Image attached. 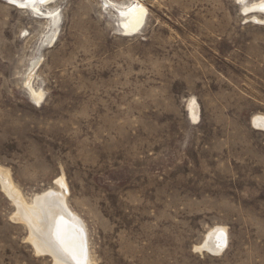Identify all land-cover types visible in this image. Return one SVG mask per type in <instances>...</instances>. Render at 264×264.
Wrapping results in <instances>:
<instances>
[{
  "label": "rangeland",
  "instance_id": "1",
  "mask_svg": "<svg viewBox=\"0 0 264 264\" xmlns=\"http://www.w3.org/2000/svg\"><path fill=\"white\" fill-rule=\"evenodd\" d=\"M133 1L53 0L55 24L0 0V264H54L11 190L59 178L93 264H264V12L141 0L125 35ZM220 228L221 252L199 248Z\"/></svg>",
  "mask_w": 264,
  "mask_h": 264
},
{
  "label": "bare ground",
  "instance_id": "2",
  "mask_svg": "<svg viewBox=\"0 0 264 264\" xmlns=\"http://www.w3.org/2000/svg\"><path fill=\"white\" fill-rule=\"evenodd\" d=\"M11 1L19 8L32 11L34 15H45L43 8L53 2V0ZM244 10L246 12L254 10L255 12H264V0L253 1ZM48 13L45 17H52L56 24L57 15L53 16V12L50 11ZM119 13L124 16L121 25L125 35L137 34L143 28L147 10L141 0H134L124 9H120ZM53 36H56V31H54ZM32 74L30 73L28 76L26 85L29 86L34 100L40 102L43 92L36 91L31 86ZM191 111L190 116L195 122L198 118L196 103H193ZM252 122L264 130V116H254ZM5 182L6 188H8L9 179H6ZM56 182L60 186V191L46 190V192L36 195L31 202L26 201L19 192L12 189L13 194L10 196L13 197L12 199L18 208L16 219L18 218L27 226L29 230L28 240L33 245L34 250L39 254L50 253L54 264H93L88 249L85 247L84 226L82 227L80 218L68 206L65 182L63 178H59ZM223 231V228L209 231L205 242L201 247H198L214 253L221 252L226 243Z\"/></svg>",
  "mask_w": 264,
  "mask_h": 264
}]
</instances>
